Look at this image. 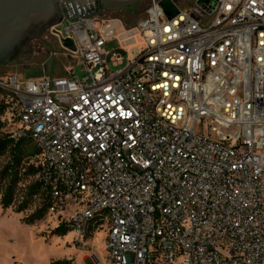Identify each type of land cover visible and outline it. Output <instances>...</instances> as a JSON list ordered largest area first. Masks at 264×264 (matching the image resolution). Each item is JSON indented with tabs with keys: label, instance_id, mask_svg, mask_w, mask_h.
I'll use <instances>...</instances> for the list:
<instances>
[{
	"label": "built area",
	"instance_id": "obj_1",
	"mask_svg": "<svg viewBox=\"0 0 264 264\" xmlns=\"http://www.w3.org/2000/svg\"><path fill=\"white\" fill-rule=\"evenodd\" d=\"M160 1L53 28L84 75L0 77L3 130L33 139L50 213L107 227L108 264H264V0Z\"/></svg>",
	"mask_w": 264,
	"mask_h": 264
},
{
	"label": "rangeland",
	"instance_id": "obj_2",
	"mask_svg": "<svg viewBox=\"0 0 264 264\" xmlns=\"http://www.w3.org/2000/svg\"><path fill=\"white\" fill-rule=\"evenodd\" d=\"M179 6L188 8L196 0H173ZM149 0H143L136 6L126 7L120 11L105 12L103 20H120L122 27L116 30L121 32L124 28L137 25L145 16ZM62 28L63 26L60 25ZM118 38L110 39L106 49L110 52L118 46ZM144 44L139 41L129 46L142 48ZM33 54L30 60L19 65L0 67V77L16 74L21 79L37 78L43 76H64L68 71L74 72L78 77L84 75L80 64L72 54L67 53L52 29L46 31L41 38L32 41ZM125 57L124 68L131 52L125 49L117 50ZM112 52L108 56V62L112 69H118L111 60ZM76 64V65H74ZM71 65V66H70ZM74 65V66H72ZM4 132L3 128L0 134ZM9 160L8 154L0 157V169ZM37 179L36 175L22 179L16 192L15 206L4 209L0 202V264H108L106 257L107 227L91 233L83 240L78 238L71 230L65 236H57L54 229L62 222L65 215L50 213L33 224H26L24 219L33 213L40 205L41 199L32 200L29 208L23 212H16L15 207L24 198L26 186Z\"/></svg>",
	"mask_w": 264,
	"mask_h": 264
},
{
	"label": "water",
	"instance_id": "obj_3",
	"mask_svg": "<svg viewBox=\"0 0 264 264\" xmlns=\"http://www.w3.org/2000/svg\"><path fill=\"white\" fill-rule=\"evenodd\" d=\"M143 0H0V67L22 64L32 57V41L64 21L102 17L105 12L136 6ZM209 0H198V3ZM168 16L178 13L173 0H161ZM62 46L75 51L72 38L60 35Z\"/></svg>",
	"mask_w": 264,
	"mask_h": 264
},
{
	"label": "trees",
	"instance_id": "obj_4",
	"mask_svg": "<svg viewBox=\"0 0 264 264\" xmlns=\"http://www.w3.org/2000/svg\"><path fill=\"white\" fill-rule=\"evenodd\" d=\"M4 108L0 103V115ZM3 125L0 121V131ZM37 153V148L31 137L14 140L9 134H0V157L8 154L9 160L0 169V202L4 209L15 206L16 192L19 183L23 178L38 175L39 168L32 163L33 157ZM40 198L41 202L37 209L24 219L26 224H33L35 221L43 219L49 212L50 193L44 189L43 184L37 178L34 182L26 186V193L23 200L16 205V212L27 210L35 198ZM72 228L65 222H61L53 231L57 236L67 235ZM89 233L87 237L90 235Z\"/></svg>",
	"mask_w": 264,
	"mask_h": 264
},
{
	"label": "flooded vegetation",
	"instance_id": "obj_5",
	"mask_svg": "<svg viewBox=\"0 0 264 264\" xmlns=\"http://www.w3.org/2000/svg\"><path fill=\"white\" fill-rule=\"evenodd\" d=\"M52 33H53V31H52ZM53 35H55V34L53 33Z\"/></svg>",
	"mask_w": 264,
	"mask_h": 264
}]
</instances>
